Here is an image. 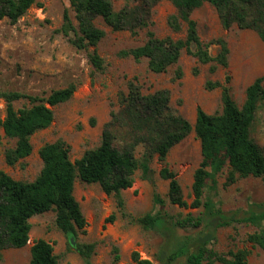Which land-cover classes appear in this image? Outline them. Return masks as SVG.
Here are the masks:
<instances>
[{
    "label": "trees",
    "instance_id": "1",
    "mask_svg": "<svg viewBox=\"0 0 264 264\" xmlns=\"http://www.w3.org/2000/svg\"><path fill=\"white\" fill-rule=\"evenodd\" d=\"M125 1L124 6L116 10L114 0H71L78 25L67 9L57 32L66 36L76 48L86 49L98 45L106 35V31L97 25V19H102L113 30H130L134 34L150 27L153 7L161 0ZM170 1L177 12L170 17L169 23L175 31H180L181 23L185 22L186 37L160 38L153 30H148L147 41L143 45L123 50L121 56H133L136 60L148 58L150 70L156 73L165 72L177 64L183 52L195 56L201 63H214L212 72L219 66L228 67L230 48L227 41L218 38L204 42L198 23L192 16V12L205 3L216 8L225 29L237 25L240 29L256 31L264 40V0ZM35 2L0 0V19L8 18L16 23ZM215 42L221 49L217 56H212L209 47ZM90 59L97 70L104 69V60L98 53H91ZM177 74L182 76L180 67ZM216 87L223 88L222 111L210 114L199 106L193 126L172 107L168 89L145 93L138 79H132L127 94L122 96L120 109L114 111L105 124L100 144L87 150L80 159L72 160L71 146L60 138L40 149L43 167L34 180H17L0 168V260L5 250L28 245L31 218L49 210L56 211V225L60 230L70 239L78 237L79 231L87 226L81 205L74 195L76 181L80 179L85 183H99L106 194L116 196L119 207L130 222L163 236L166 242L160 262L142 258L138 251H134L132 258L138 264H249L251 251L248 248L220 252L212 245L217 241L220 228L245 223L258 227L248 235L247 241L264 251V202L253 204L244 213L227 212L207 194L218 190V176L228 166L230 183L240 177H264V153L251 135L257 112L264 104V73L248 86L241 106L232 97L228 85L207 83L209 89ZM76 88V84L71 83L53 90L47 97L20 91H0V97L7 101V114L4 118L0 115V152L2 130L7 137L16 140L15 146L5 153L9 165L31 155L32 135L53 123V107L71 99ZM21 99H28L30 105L16 108L14 102ZM193 129L201 142L202 160L194 173L192 203L185 199L177 173L168 166L161 169L160 175L169 180V191L166 197L155 193L154 200L156 205L164 206L169 201L179 206L203 208L202 212L184 217L161 210L139 217L125 212L122 190L133 186L139 170L142 178H150L155 156L164 161L171 149L188 137ZM113 220L114 216H111L107 222ZM192 228L200 231L197 234L180 232ZM95 247V243L76 244L86 264H93ZM114 252L115 261H118L119 248L114 247ZM59 263V255L50 241L44 238L34 241L30 264Z\"/></svg>",
    "mask_w": 264,
    "mask_h": 264
},
{
    "label": "rangeland",
    "instance_id": "2",
    "mask_svg": "<svg viewBox=\"0 0 264 264\" xmlns=\"http://www.w3.org/2000/svg\"><path fill=\"white\" fill-rule=\"evenodd\" d=\"M125 3V0H114V7L119 10ZM67 9L78 25L71 0H36L16 23L8 18L0 19L1 92L20 91L47 97L53 90L65 88L71 83L77 86L71 99L53 107V123L32 135L31 155L15 165L6 162L5 153L15 146L16 140L1 131L0 168L17 180H34L38 176L43 167L40 149L47 143L64 139L71 146L73 161L97 147L105 124L111 119V114L120 109L122 96L127 94L132 79H138L145 93L168 89L172 107L194 126L199 106L210 114L223 109V88L209 89V81L228 85L232 97L241 106L248 86L264 73V40L256 31L240 29L237 25L225 29L216 8L210 3L195 9L192 16L198 23L204 42L223 38L228 43L229 65L219 66L215 72L211 71L214 63H201L186 52L177 64L161 73L150 70L148 58L136 60L133 56L120 55L123 50L143 45L147 41L148 30H153L160 38L186 37L185 22L181 23L180 31H175L169 23L170 17L177 12L170 0H161L153 7L150 27L141 29L137 34L130 30H113L102 19H97V25L106 31V35L98 45L86 49L76 48L66 36L57 32ZM220 49L218 43L210 44L212 56H217ZM94 52L103 58V70H97L91 62L90 55ZM179 67L181 77L177 74ZM14 105L20 108L30 105V102L21 99ZM6 114L7 101L0 97V115L4 118ZM251 135L264 153V104L257 112ZM201 160V142L193 129L188 137L171 149L164 161L155 156L150 178H142L141 170L136 173L133 186L122 190L124 211L135 217L160 210L176 217L200 214L203 208L179 206L169 201L164 206L156 205L154 198L157 192L166 197L169 191V180L160 175L161 169L168 166L177 173L184 197L191 204L194 199V173ZM229 172L228 166L218 176V190L207 194L219 207L227 212L244 213L253 204L264 202V177H240L230 183ZM74 195L87 220V226L74 238L75 245L70 244L71 239L57 227L56 211L49 210L31 218L28 245L5 250L0 264H30L31 247L40 238L54 245L60 258L59 264H86L76 248L77 243L96 244L93 264H138L132 258L134 251H138L142 258L160 262L166 242L163 236L130 222L114 194H106L99 183H85L77 179ZM111 216L114 220L107 222ZM256 230L257 226L245 223L220 228L212 247L220 252L248 248L251 251L249 264H264V251L247 241L248 235ZM199 231L194 228L180 230L182 234H197ZM114 247L119 248L118 261H115Z\"/></svg>",
    "mask_w": 264,
    "mask_h": 264
},
{
    "label": "water",
    "instance_id": "3",
    "mask_svg": "<svg viewBox=\"0 0 264 264\" xmlns=\"http://www.w3.org/2000/svg\"><path fill=\"white\" fill-rule=\"evenodd\" d=\"M71 242L73 245H75L74 237H71Z\"/></svg>",
    "mask_w": 264,
    "mask_h": 264
}]
</instances>
